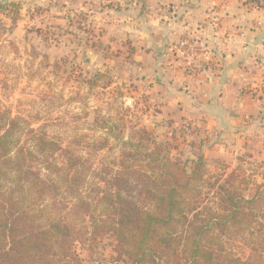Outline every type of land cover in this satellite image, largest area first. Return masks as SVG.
Listing matches in <instances>:
<instances>
[{
    "label": "trees",
    "instance_id": "trees-1",
    "mask_svg": "<svg viewBox=\"0 0 264 264\" xmlns=\"http://www.w3.org/2000/svg\"><path fill=\"white\" fill-rule=\"evenodd\" d=\"M156 144L94 168L0 107V264H83L78 248L104 239L115 264H264V182L247 197L250 182L206 177L202 152L182 159Z\"/></svg>",
    "mask_w": 264,
    "mask_h": 264
},
{
    "label": "rangeland",
    "instance_id": "rangeland-1",
    "mask_svg": "<svg viewBox=\"0 0 264 264\" xmlns=\"http://www.w3.org/2000/svg\"><path fill=\"white\" fill-rule=\"evenodd\" d=\"M0 4L1 108L90 156L94 168L117 169L127 153L131 163L159 143L162 155L170 151L185 159L202 152L206 177L250 182L247 197L264 182V130L248 133L229 150L212 148L203 126L187 121L186 105H178L165 86L145 84L128 61L137 59L139 45L126 34L127 10L118 0ZM78 250L83 264H115L106 239L93 253Z\"/></svg>",
    "mask_w": 264,
    "mask_h": 264
},
{
    "label": "crops",
    "instance_id": "crops-1",
    "mask_svg": "<svg viewBox=\"0 0 264 264\" xmlns=\"http://www.w3.org/2000/svg\"><path fill=\"white\" fill-rule=\"evenodd\" d=\"M146 3L141 12L136 0H118L145 84L172 91L212 148L229 150L264 130V0ZM182 39L194 48L171 63Z\"/></svg>",
    "mask_w": 264,
    "mask_h": 264
},
{
    "label": "built area",
    "instance_id": "built-area-1",
    "mask_svg": "<svg viewBox=\"0 0 264 264\" xmlns=\"http://www.w3.org/2000/svg\"><path fill=\"white\" fill-rule=\"evenodd\" d=\"M193 48L194 45L191 41L187 39H182L176 48V52L173 55L174 57L171 60V63L175 60H183L186 57V50H192Z\"/></svg>",
    "mask_w": 264,
    "mask_h": 264
},
{
    "label": "water",
    "instance_id": "water-1",
    "mask_svg": "<svg viewBox=\"0 0 264 264\" xmlns=\"http://www.w3.org/2000/svg\"><path fill=\"white\" fill-rule=\"evenodd\" d=\"M7 0H2V1H0L1 3H4V2H6ZM165 48H166V45H165Z\"/></svg>",
    "mask_w": 264,
    "mask_h": 264
}]
</instances>
